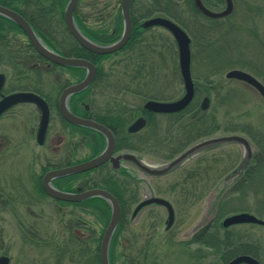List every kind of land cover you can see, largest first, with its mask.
Segmentation results:
<instances>
[{
  "label": "rangeland",
  "instance_id": "rangeland-1",
  "mask_svg": "<svg viewBox=\"0 0 264 264\" xmlns=\"http://www.w3.org/2000/svg\"><path fill=\"white\" fill-rule=\"evenodd\" d=\"M121 1L79 0L77 12L83 22H86V26L111 31L115 27ZM152 1L135 0L133 8L145 14L148 3ZM248 1L247 5L237 0L233 15L222 21H210L200 15L192 17L191 9L185 5H180L179 9L187 18V24L193 25L189 27L190 33L194 35L192 41H195L193 42L195 45H192L193 76L201 81L209 74L210 67H207L204 61L207 49L221 51L223 58L229 61L228 65L233 66L211 79V84L216 87L214 92L208 93L200 88L202 92L199 95V103L201 105L204 98H209L210 107L208 112L206 111L208 120L218 126V131L210 138L238 134L248 138L256 150V141L248 133L251 136L253 133V136L256 135L258 138L262 136L264 140V100L249 85L226 78V73L234 69L246 71L255 77L254 72L264 73V0ZM45 2V5L51 6ZM218 2L216 10H219V7L224 8V3ZM58 16L57 13L55 21H58ZM205 28L208 30H204ZM54 31L57 39L66 43L65 39L68 37L63 26H57L56 29L54 27ZM202 39L210 41V44H203ZM16 40L24 46L27 45V39L22 34H17ZM143 41L144 45L140 51L150 49L142 57L148 61L146 62L148 65L153 63L154 68L151 72L154 71V74L149 75L146 71L136 82L133 77L137 68L131 66V61H137L139 53L126 51L109 56L100 64L108 75V83L113 85V89L108 91L129 87L130 90L143 93L149 85L159 92L164 90L165 98H181L184 90L180 75L177 78L174 76L178 55L173 40L166 32L153 30L145 39L143 38ZM31 66L32 62L29 63L30 69ZM0 72L7 75L6 88L9 91L39 86L32 78L34 73H30L26 79L21 68L18 77L4 60L0 61ZM60 81L61 79L55 77L44 78L42 87L45 90H57ZM150 94L160 95L155 91H151ZM122 97L133 108L139 107L143 102V99L137 96L128 98L123 94ZM98 101L97 106L100 105L101 99ZM104 101L108 102V99ZM26 107L22 109L23 113L29 115L33 110ZM11 122L8 119L2 125L7 126V133L16 138V141L9 148L6 158H0V257L7 256L10 264H97L93 256L96 254L98 241L92 235H95L94 231L99 234L102 230L99 215L91 209H73L70 216L69 208L58 210L53 200L36 194L35 181L42 164L45 163V158H39L38 155L41 152L44 155L45 150L39 148L34 138L28 136L29 129L20 127L19 131H11L15 128L11 126ZM166 125L168 127L165 121L161 122V128ZM236 129L242 132H232ZM20 138L25 140L21 141ZM142 156L146 163L154 166L168 161ZM243 156L244 149L241 145L228 144L195 156L182 168L164 177L147 176L130 165L133 177L138 183L129 185L127 196L135 191L138 201L151 196L166 199L173 205L176 217L171 230L167 231L165 230L167 213L162 207H147L135 219H132L131 214L127 230L118 240L114 264H222L224 254L203 248L196 252V246L189 247L185 242L214 219L216 205L225 194L223 192H227L224 180L238 167ZM99 172L95 176L100 177L106 173L104 169ZM261 188H264L262 176L259 177L258 183L248 190V199L242 195L234 197L232 200L234 206L231 208L235 211L223 217L221 223L228 216L245 212L242 209L253 204L252 198ZM135 206H132L131 212ZM69 219L73 223L78 222V219L83 222L84 231L78 234H82L83 239H86L81 243V250L85 255L79 251V255H72L73 250L65 246L67 243L64 244L67 235L64 229ZM222 229L223 232L224 230L230 232L234 241L249 242L264 264V226L239 225Z\"/></svg>",
  "mask_w": 264,
  "mask_h": 264
},
{
  "label": "trees",
  "instance_id": "trees-1",
  "mask_svg": "<svg viewBox=\"0 0 264 264\" xmlns=\"http://www.w3.org/2000/svg\"><path fill=\"white\" fill-rule=\"evenodd\" d=\"M13 1L14 0H0V4L7 6L13 11H17L21 13L25 18V20L30 23L35 33L38 35V37L47 47L51 49L49 45L52 46L53 39H55V41L62 42L59 39H57L58 38L56 36L57 34L54 31V27L56 29L57 26H59V25H55L58 22L55 21V19H57V13L58 15L60 14L62 18L64 17V11L67 6L68 0H50V1L23 0L24 7L21 10H19L17 6H12ZM45 1H47V3L50 4L51 6L45 5L46 4ZM134 1L135 0H132V6ZM35 2H38V4L33 7L32 4ZM148 5L149 6L146 12L147 18L154 15L156 12L161 13L163 16L178 23L192 38L194 37V35H192L189 30V27H192L193 25L187 24L186 21L187 18L183 15V12L179 9V6L173 4L169 0H153L152 3L150 2L148 3ZM77 8L74 14L76 18V23L78 22V27L80 29L83 27L86 30L85 35L94 43L100 45L113 44L117 41L119 37H121L124 30L123 18L121 15V7L118 10L115 27L111 31L96 29L86 26L83 20L81 19L80 15H78ZM0 20H1L0 37L4 33L3 27L5 26H7V29L14 28L16 30H19V28H17V26H15V24L10 22L9 20L3 17L2 18L0 17ZM204 30H208V29L205 28ZM20 32L22 33L21 30ZM66 33L68 38L65 39V42L69 43L70 45L69 48L57 49V51L55 52H58L66 57L85 59L94 62L98 66V73L95 82L93 84V89H98V90L113 89V85H110L108 83L107 80L108 76L105 72L104 67L100 65L105 58H108L111 55L97 56L87 51L86 49L82 48L78 43L74 41V39L69 35L67 31ZM137 37H138V33H133L132 38L127 43V45L121 50V52L127 51L131 53L136 49L141 50L138 47L140 43L133 42L134 39ZM68 40H70V42ZM202 41L203 44H208V43L210 44V41H206L205 39H202ZM193 42L192 45L194 46L195 43ZM203 44L202 46L204 47ZM25 48L26 49L23 51L25 64L22 67L23 68L22 73L23 75L26 76L27 79L28 75H30V73H33L32 70L29 68V63H31L30 60H33L36 57H40V56L37 54V52L33 49L31 45H28ZM51 50L54 51V49ZM5 52L6 50L4 48L0 50V61H2L1 60L2 58L4 59L3 54ZM139 52H145V51L143 50ZM205 52L206 55L204 57V61L207 67L208 66L210 67L208 71L209 74L203 77L201 81L199 78L193 76L196 85V95L192 104L182 113H180L178 116H175V118L172 117L168 119L167 122L168 127L166 131H164L161 128V122L159 120H155L151 118L147 129L138 136H135L138 142L131 147L126 146L125 148H130L133 149L134 151H138L141 155H147L157 159L169 161L178 154H180L181 152H183L184 150H186V148H188L190 145L204 138H209L218 131V126H215L214 124L210 123V121L208 120V114H207L208 111L202 112L200 109L199 95L202 92L200 88L206 90L207 92L208 91L214 92V88L216 87L213 86L214 84L213 85L211 84L212 83L211 79L214 76L219 75L233 68V66L228 65L230 63L229 61H227V59L223 58L221 51L217 49L216 50L210 49L208 51L207 49V51ZM5 55H8L9 59L15 57L14 55L10 54V52L9 53L7 52V54ZM193 58H194V54L192 55V61L194 60ZM146 62L148 61L143 60L139 63L137 62L134 65L133 64L131 65L134 66V68L135 67L137 68L134 75V81L136 82L139 81V79L142 78V74L146 71H148L149 75L154 74V71L151 72L152 68H154L153 63H150L148 65V63ZM73 70L79 71V69H73ZM254 74L264 83V73L254 72ZM83 76L84 74H82V78ZM148 86L149 85H147V87ZM33 89L34 88L32 87H22L17 90L31 91ZM124 90L133 91L130 90L129 87L124 88ZM145 92L146 91H144L143 93L141 92L142 99L149 98L148 97L149 94L147 93L145 94ZM103 112H104L103 114L99 115V117L102 119L101 122L106 126H108L110 129L114 130V128L117 125L125 126L126 120H124L122 116L117 117V115L114 114L112 107L109 106ZM185 121H189V122L186 123ZM87 131L89 132V134L92 133V130L90 129H88ZM232 132L235 133L242 131L236 129ZM248 134L256 141V150L253 159L251 160L249 165L243 170V172L240 174L239 177H237L231 184L225 186L227 192L225 191L223 192L225 194L220 198L219 202L216 205V214L214 216V219L207 226L203 227L197 233H195L188 242H185V244L189 247L196 246L197 247L196 252L201 251L200 249L203 248L207 250H212L214 251V253H219V254L221 253V255L224 254L223 261L225 262L230 261L232 258L238 255H251L259 260V256L256 253V250H254V247L249 242L239 243V240L234 241V238L233 236L230 235V232H226V230H224L223 232L221 226V220L223 219V217H225L231 211L233 212L235 211L233 208H231L234 206V202H232L234 197H237V195L238 196L242 195L243 197L245 198L247 197L248 199L249 197L248 190H250L254 184L258 183L259 177L262 176L264 178V140L262 136L258 138V136L256 135L253 136V133L252 136L250 135V133ZM97 137L100 138L102 136L98 135ZM123 148H124L123 146L118 145L116 150L120 151ZM130 178L127 177V180L118 178L117 176L112 174L111 171L109 170L100 177L96 176L91 178L88 184V188L100 187L110 191L118 198L121 204V208H122L121 219L110 243L109 252H110L111 264H114V258H115L114 253L116 246L118 244V240H120L119 238H121L126 232L128 224L130 222L129 217L132 214L131 212L132 210L127 209L124 206L132 203V201H130L129 198L127 197V193L129 192V185H132V183H138V181L135 179V177L130 176ZM39 188L41 192L44 193L42 186L40 184H39ZM252 199H253V204H249L247 208L242 210L245 212H250L264 220V188H261L259 191H257ZM86 202L91 205L93 204L104 205L103 208L92 206L95 207V210L93 211L99 215L98 218H100V221L103 225L102 230L100 231L99 234H96V232L94 231L93 233H95V235L94 234L92 235L98 241V246L95 249L96 255L93 257H95L97 264H100V257H99L100 243L103 234L111 219V209L106 204V201L99 198H92L87 200ZM85 240L80 237H75L72 234L70 239L67 238L65 239L64 244L67 243L65 244V246H68V248H71L75 252L78 251L82 252L81 243L84 242ZM65 252H67V250H65Z\"/></svg>",
  "mask_w": 264,
  "mask_h": 264
},
{
  "label": "flooded vegetation",
  "instance_id": "flooded-vegetation-1",
  "mask_svg": "<svg viewBox=\"0 0 264 264\" xmlns=\"http://www.w3.org/2000/svg\"><path fill=\"white\" fill-rule=\"evenodd\" d=\"M169 1H171L173 4H175L179 7H180V5H185L189 8H191L192 17L193 16L198 17L200 15L204 19H210L207 16H205L203 13H201L196 8L194 0H169ZM218 1L224 3V5H225L224 8L219 7L221 10L220 9L216 10V2H218ZM68 2H69V0H68ZM202 2L207 9L214 11V12H222L226 8V1L225 0H202ZM232 2H233V12L228 17H231L236 10L237 0H232ZM241 2L248 5L249 1L248 0H241ZM23 3H24L23 0H14L12 3V6H17L19 8V10H21L24 7ZM37 4H38V2H35L32 4V6L34 7ZM78 4H79V2H78ZM134 4H135V1H134L133 5ZM191 4H192V7H191ZM0 5L8 8L5 5H2V4H0ZM15 12L19 13L17 11H15ZM75 12H74V14H75ZM19 14L23 17V15L21 13H19ZM155 17L167 18L158 12H156L154 15L147 18L146 13L142 14V13L137 12L133 8L132 3H131V20H132L131 38H132L133 33H138V37L135 38L133 42L140 43L138 45V47H139V49H141L143 47L142 45H144L143 42L146 41V40L143 41V38L145 39L146 35L148 33H151V31H153V30L164 31L173 40V43L177 49V55H178V47H177L176 41L173 38V36L166 29H164L162 27H150V28L143 27V24L147 20L155 18ZM228 17L221 19L219 21L225 20ZM74 19L76 22L75 16H74ZM210 21H216V19H210ZM0 22H1V20H0ZM57 24L59 26L60 25L63 26L64 30L66 29V31L71 36V34H70V32L66 26V23H65V17L62 18V16L59 14ZM77 25H78V22H77ZM81 25H82V23H81ZM88 27H90V26H88ZM17 28H19V27H17ZM20 30H21L20 28H19V30H16L14 28H8L7 29V26H5V27H3L4 33L0 37V50L3 48L6 50V52L3 54L4 59L2 58L1 60L8 62L9 66L12 67L13 72H15L18 77H20L19 76L20 70L24 65V56H23L24 53H23V51L26 49L25 48L26 46H28V45L32 46V44L30 43V41L26 37L25 33L22 30H21L22 31V33H21ZM80 30L85 35L86 30L83 27ZM66 31H65V33H66ZM8 34H10V35H8ZM17 34H22L23 36L26 37V39H27V45L26 46H24L23 44L19 43L18 40H16ZM119 38L117 39V41L119 40ZM74 41L76 42L75 39H74ZM108 45H111V44H108ZM49 46L51 47V49H54V52H55V51H57V49H67V48H69L70 45L68 42L62 43V42L55 41V39H53L52 46L51 45H49ZM139 51L140 50H137V49L134 51V53H136V54L139 53V56H138L137 61L136 60L131 61L133 65L137 62L139 63V62L143 61L144 57H142V56L145 53L149 52L150 49L149 48H147V50L144 49L145 52H139ZM7 52L8 53L10 52V54L14 55L15 57H12V59H9L8 55H5V54H7ZM56 53H58V52H56ZM119 53H121V51H118L117 53H114L112 55L119 54ZM58 54L61 56H64L60 53H58ZM64 57H66V56H64ZM67 58H70V57H67ZM139 59H140V61H138ZM83 60H85V59H83ZM87 61H89V60H87ZM30 62H32L31 70L34 73L33 79L36 81L37 85H39V86H38V88H34L31 91H25V92H31L33 94L38 95L40 98H42L45 101V103L47 104V106L49 108L50 116H49V124H48V128L46 131V135H45L42 143H40L39 139H38V132H39V127H40V123H41L42 112H41V109L37 105L32 104V103H27V104H21V105L13 107L10 110H8L7 112H5L0 117V127H2V128H0V158L1 159L6 158L9 148L12 145H14V142L16 141V138H13L12 135H11L12 137L9 136V134L7 133V126L6 127L2 126V125H4L5 121H8V119H10L12 121L11 126L12 127L14 126L16 128V129L15 128L12 129L11 131H14V130L19 131L21 128H23L25 130L29 129V131L27 133L28 136L30 138L31 137L34 138L37 146L39 148H41L42 150H45L44 155H43V152H41L38 155L39 158H42V157L45 158L44 159L45 163L42 164V168L39 171V176H38V178H36V181H35L36 194L38 196H42V197L49 198V199L53 200V202L55 203V207L58 210H68V208H69V210H70L69 215L70 216H71V211L73 209H75V210H77V209H79V210H86V209L87 210H89V209L95 210V207H92V206H97L99 208L100 207L103 208V206H104L103 204L91 205V204L86 202L87 200H84L82 202L72 203V202H66V201H60V200L54 199L53 197L49 196L45 192V190L43 189V186H42L43 178L48 172H51L54 170L65 169L68 167L76 166V165L91 161V160L95 159L96 157H98L104 151V149L106 147L107 142H106L105 137L102 134H100L96 131H93V130H92V133L89 134V132L87 131L89 128L71 125L62 117L61 112H60V99H61V96H62L64 90H66L67 88H69L71 86H74L76 84L81 83L87 75V70L82 69V68L62 67V66H59L57 64H54V63L44 59L41 56L36 57L33 60H30ZM89 62H91L95 65L96 77H97L98 66L92 61H89ZM73 69H79V71H76ZM82 74H84L83 78H82ZM0 75H4V77H5V84H4L3 90L1 92V95L7 96V95H10L12 93L23 92L22 90H15V91H12V89H11V91L7 90V88H6L7 81H8L7 75L3 72H0ZM179 75H180L181 83L183 85V90H184L183 92L185 93L184 84H183V80H182L181 73H180L179 58H178V65H176V67H175L174 76H176V78H177V77H179ZM50 77H55L57 79H61V81H60L61 84H60V86H58L57 90H45V89H43L42 86H44V78L47 79ZM96 77H95V79H96ZM95 79H94V82H95ZM258 80L261 83H263L260 79H258ZM94 82L92 83V85L88 89L71 95L68 99V107H69L70 112L73 115H75L76 117L97 122L101 125H104L109 130L112 131V133L115 137V149H114V153H113L114 157H119L120 155H125V154H135L144 161V157L138 151H134L133 149L125 148V147L126 146L131 147L135 143L138 142V140L135 138V136H138L139 134H141L143 131H145L147 129L151 118L155 119V120H159L160 122L165 121V123H167L168 119H170L172 117L175 118V116H178L180 113L183 112L182 111V112L174 113V114H156V113H152L150 111H147L144 108L146 102H148V101L174 102V101H177L180 99V98L177 99L175 97H174L175 99H171L170 97L165 98V95L163 94L164 90H161L159 92L157 90H154L151 86H148L147 88H149V89H145V91H146L145 94L146 93L149 94L148 95L149 98L143 99V102L139 107L133 108V106H131L127 101L122 99L123 98L122 95L124 94L128 98L129 97H135V96L142 98L141 93L135 92L134 90L133 91H127L124 89L123 90H117V91H108V90H104V89L95 90V89H93ZM151 91L158 92L160 95L153 96L150 94ZM184 93H183V95H184ZM183 95L181 96V98L183 97ZM151 96H153V97H151ZM99 98L101 99V101H100V105L97 106L96 102H99L98 101ZM1 99H2V97L0 96V101H1ZM104 99H108V102H106L107 100L104 101ZM103 103H110L111 104L110 107L113 108L114 114L117 115V117L122 116V118L124 120H126L125 126L117 125L114 128V130H112L108 126H106L105 124H103L101 122L102 119L99 117V115L103 114L104 113L103 111L109 107V105L104 106ZM26 106H30V107H26ZM25 107L32 109L33 111L32 112L30 111V114L26 115L25 113H23V110H22ZM140 118H143L146 122L144 128L141 129L137 133H129V131H128L129 127ZM162 129L164 131H166L167 125H166V127L162 128ZM98 135H100L102 137L99 138V137H97ZM26 138H27V135H26ZM20 139H21V141L25 140V138H20ZM72 140L74 142H72ZM118 145H121L124 148L120 151H117L116 149H117ZM192 145H190V146H192ZM188 148H186V149H188ZM181 153H183V152H181ZM180 154H178L177 156H179ZM177 156H175L173 159H175ZM173 159H171L167 162H170ZM167 162H165V163H167ZM130 165H133L135 167V165L133 163H130L127 161H121L119 169L115 170L113 168L111 162L107 161L106 163H104L100 167L93 169V170H90V171L75 174L72 176L55 178L52 180V185L58 191L63 192V193H69V194H81V193L89 191V190L101 189V190H105V191L109 192L118 200V198L113 193H111L110 191H108L104 188H100V187L88 188V184L90 182L89 180L93 177H96L95 174L100 173L99 171H101L103 169L106 172L110 170L111 173L114 174L115 176H117L118 178L127 180V177H129V178H130V176L133 177V172L130 169ZM174 172H172V173H174ZM92 175H94V176H92ZM39 184L42 186L44 193L41 192V190L39 188ZM127 197L129 198L130 201H132V203L127 204L124 207L132 210V206L136 205L135 206V208H136L141 202H143L147 199L153 198V197H157V196H151L150 198H147L143 201H138L137 195L135 194V191H134V192H131V194L128 195ZM157 198H161V197H157ZM99 199H101V198H99ZM118 202H119V200H118ZM106 204L109 206V204L107 202H106ZM119 204H120V202H119ZM151 206L162 207V206H157L156 204H152V205H149L147 207H151ZM120 207H121V204H120ZM135 208H134V210H135ZM121 210H122V208H121ZM165 211H166V209H165ZM166 213H167V211H166ZM167 218H168V214H167ZM167 218H166L165 222L167 221ZM80 221H81V219H78V222L73 223L70 219L68 220V222H67L68 224H65L66 227L64 229L67 231V235L65 238L70 239L72 234L75 237L83 238L82 234H78V233H81L84 231L83 222L81 223ZM90 253L92 254V252H90ZM71 254L72 255H79L80 253L79 252H72ZM238 256H242V255H238ZM238 256H236V257H238ZM249 256H251V255H249ZM99 257H100V251H99ZM236 257L232 258L228 262L223 261L222 264H228L229 262H231ZM251 257L256 259L260 264H262L261 261L258 260L257 258H255L254 256H251ZM109 259H110V252H109Z\"/></svg>",
  "mask_w": 264,
  "mask_h": 264
},
{
  "label": "water",
  "instance_id": "water-1",
  "mask_svg": "<svg viewBox=\"0 0 264 264\" xmlns=\"http://www.w3.org/2000/svg\"><path fill=\"white\" fill-rule=\"evenodd\" d=\"M225 1H226V8L222 12H214L207 9L204 6L202 0H194V3L196 8L205 16H207L210 19L219 20L228 17L233 12L232 0H225ZM78 2L79 0H70L65 9L64 16H65V23L70 34L81 47H83L84 49L95 55L104 56V55L114 54L126 46V44L129 42L131 38V33H132V20H131L132 0H122L121 2V12L124 22V31L119 41L111 45H100L92 42L77 27L74 20V11L78 5ZM0 16L8 19L9 21L13 22L17 27H19L25 33L26 37L32 44L35 51L44 59L62 67L82 68L87 70V75L81 83L71 86L66 90H64L60 99V112L62 117L71 125L89 128L91 130H94L102 134L107 142L106 147L98 157H96L91 161L76 166L68 167L65 169L48 172L43 178L42 186L45 192L49 196L60 201L77 203L91 198H101L109 204L111 208V219L103 235L100 245V264H110L109 261L110 243L121 218V207L118 200L109 192L101 189L89 190L81 194L63 193L58 191L52 185L53 179L72 176L75 174L90 171L100 167L107 161L111 162L115 170L119 169L121 161H127V162H132L142 172L150 176L161 177L175 171L176 169L184 165L187 161L191 160L192 158L203 152L228 144H238L243 147L244 156L238 167L235 170H233L224 180V184L229 185L237 177L240 176L243 170L249 165V163L253 159L254 149L251 143L249 142V140L241 135H227V136H221V137H215V138L203 140L188 148L186 151H184L174 160L166 164H163L161 166L148 165L134 154H125V155H120L119 157H114L113 153L115 149V137L112 131L109 130L104 125H101L97 122L76 117L70 112L68 107V99L71 95L88 89L94 82V79L96 77L95 65L87 60L67 58L61 56L55 53L54 51H52L51 49H49L40 40V38L34 32V30L29 25V23L19 13H16L15 11L0 5ZM143 27L145 28L162 27L166 29L173 36L178 47L179 68L185 89V93L183 97L177 101L174 102L148 101L146 102L144 108L147 111L156 114H174V113L182 112L187 107L190 106V104L194 100L195 92H196L195 83L191 71V65H192L191 38L180 26H178L173 21L164 17H155L149 19L143 24ZM226 78L228 80H236L239 82L246 83L247 85L253 87L264 99V85L250 73L243 70L234 69L226 73ZM4 84H5V77L4 75H0V96L2 97L0 101V117L11 108L21 104L32 103L37 105L42 112V118L38 132L39 142L42 143L46 135V131L49 124L50 113L47 104L42 98L31 92H17L7 96L1 95ZM209 107H210V100L209 98L206 97L203 99L201 103V111L206 112L209 109ZM145 123L146 122L143 118L138 119L135 123H133L129 127L128 129L129 133L139 132L141 129L144 128ZM152 204L162 206L163 208L166 209L168 214V218L166 221V229L169 230L175 222V211L172 204L166 199L153 197L141 202L135 208L133 212V218H135L143 208ZM238 225L264 226V220L258 218L253 214L243 212L228 216L222 222V227L224 229ZM0 264H10V259L7 256H2L0 257ZM228 264H260V263L251 256L242 255L236 257Z\"/></svg>",
  "mask_w": 264,
  "mask_h": 264
}]
</instances>
